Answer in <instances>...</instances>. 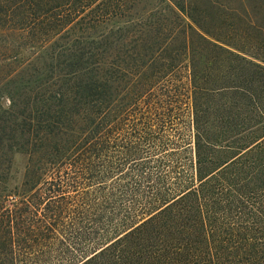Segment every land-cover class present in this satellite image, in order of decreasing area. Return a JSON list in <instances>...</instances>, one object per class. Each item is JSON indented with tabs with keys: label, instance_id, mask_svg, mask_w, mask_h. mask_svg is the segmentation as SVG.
Listing matches in <instances>:
<instances>
[{
	"label": "trees",
	"instance_id": "obj_1",
	"mask_svg": "<svg viewBox=\"0 0 264 264\" xmlns=\"http://www.w3.org/2000/svg\"><path fill=\"white\" fill-rule=\"evenodd\" d=\"M0 264H264V0H0Z\"/></svg>",
	"mask_w": 264,
	"mask_h": 264
}]
</instances>
